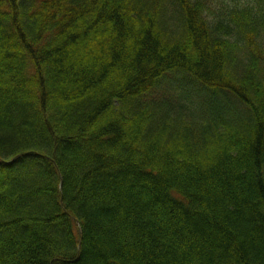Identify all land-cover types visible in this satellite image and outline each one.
I'll return each mask as SVG.
<instances>
[{
  "label": "trees",
  "instance_id": "obj_1",
  "mask_svg": "<svg viewBox=\"0 0 264 264\" xmlns=\"http://www.w3.org/2000/svg\"><path fill=\"white\" fill-rule=\"evenodd\" d=\"M0 264H264V0H0Z\"/></svg>",
  "mask_w": 264,
  "mask_h": 264
}]
</instances>
